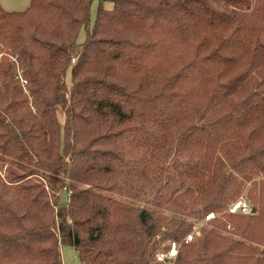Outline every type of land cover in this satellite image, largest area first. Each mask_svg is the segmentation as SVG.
Segmentation results:
<instances>
[{
    "label": "trees",
    "instance_id": "trees-1",
    "mask_svg": "<svg viewBox=\"0 0 264 264\" xmlns=\"http://www.w3.org/2000/svg\"><path fill=\"white\" fill-rule=\"evenodd\" d=\"M93 1L0 4V264H264V0Z\"/></svg>",
    "mask_w": 264,
    "mask_h": 264
},
{
    "label": "rangeland",
    "instance_id": "rangeland-1",
    "mask_svg": "<svg viewBox=\"0 0 264 264\" xmlns=\"http://www.w3.org/2000/svg\"><path fill=\"white\" fill-rule=\"evenodd\" d=\"M30 3H31V0H0L1 6L5 10H8V11H22V10L26 9L30 5ZM98 6H99V1L94 0L92 5H91V15H90L91 24L95 20L97 10H98ZM104 6L106 8H112L113 3L111 1H105ZM86 34H87V29L83 26L79 32L78 40L79 41L85 40ZM66 81L68 84H70V82H71V70L70 69L67 71ZM254 179L261 180V179H264V177L262 175H259ZM252 188H253V183H252V181H249L247 183L245 189L243 190V192L239 195L238 199H241V198L246 199L254 207V202L252 200L254 197V192L253 193L251 192ZM70 192H71V190L68 188H64L63 190H61L59 193V195H60L59 201H61V202L67 201ZM121 199H123V198H121ZM123 200L128 201L125 198ZM225 212L230 213L228 211V208L224 209V210H220V211H215V212H213L214 214L212 216L208 217V215H207L205 217V219L197 222L195 224V227L197 229L195 232V238L198 235H200L202 227L210 219H213L215 217H222ZM234 214H237V213H234ZM61 253H62V259H63L64 264H78V256H77L76 250L71 245H68V244L61 245Z\"/></svg>",
    "mask_w": 264,
    "mask_h": 264
},
{
    "label": "built area",
    "instance_id": "built-area-1",
    "mask_svg": "<svg viewBox=\"0 0 264 264\" xmlns=\"http://www.w3.org/2000/svg\"><path fill=\"white\" fill-rule=\"evenodd\" d=\"M253 206L246 200V199H238L231 203L228 207V211L230 213H251ZM214 213L211 212L208 214V217L212 216ZM196 227H194V230L189 233L183 241L189 242L192 241L195 238V232ZM182 242L177 240H171L166 244V247L164 249H161L157 253V260L164 264H174L175 260L177 258L179 248L181 246Z\"/></svg>",
    "mask_w": 264,
    "mask_h": 264
},
{
    "label": "water",
    "instance_id": "water-1",
    "mask_svg": "<svg viewBox=\"0 0 264 264\" xmlns=\"http://www.w3.org/2000/svg\"><path fill=\"white\" fill-rule=\"evenodd\" d=\"M256 211H257V207L254 206V207L252 208L251 212H252V213H255Z\"/></svg>",
    "mask_w": 264,
    "mask_h": 264
}]
</instances>
